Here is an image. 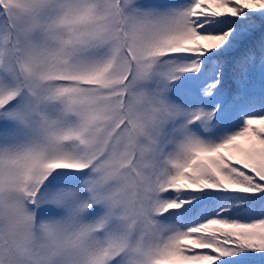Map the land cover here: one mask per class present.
<instances>
[{
	"label": "rangeland",
	"instance_id": "rangeland-1",
	"mask_svg": "<svg viewBox=\"0 0 264 264\" xmlns=\"http://www.w3.org/2000/svg\"><path fill=\"white\" fill-rule=\"evenodd\" d=\"M186 3L0 0V264H196L183 174L255 141L212 105Z\"/></svg>",
	"mask_w": 264,
	"mask_h": 264
},
{
	"label": "trees",
	"instance_id": "trees-1",
	"mask_svg": "<svg viewBox=\"0 0 264 264\" xmlns=\"http://www.w3.org/2000/svg\"><path fill=\"white\" fill-rule=\"evenodd\" d=\"M185 1L194 35L203 40V47H193L188 56L201 64L212 105L237 120L242 116L241 127L251 126L255 141L247 150L239 140L218 138L226 158L216 150L192 168L193 175L183 174L200 176L197 181L204 185L195 188L192 180L193 187L181 194L185 229L193 230L188 234L196 252L189 250L186 257L196 264H264V0ZM195 6L197 22L191 15ZM109 27L119 33L118 20ZM111 49L105 48L107 56ZM113 61L123 76L125 68L118 58ZM66 148L67 143L63 154ZM205 160L210 169L202 172Z\"/></svg>",
	"mask_w": 264,
	"mask_h": 264
}]
</instances>
